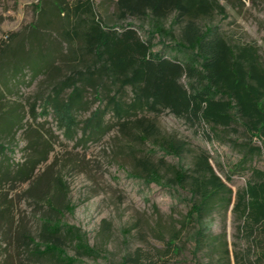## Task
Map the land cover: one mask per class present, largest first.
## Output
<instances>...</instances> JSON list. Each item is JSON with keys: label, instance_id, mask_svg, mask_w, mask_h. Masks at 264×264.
<instances>
[{"label": "trees", "instance_id": "16d2710c", "mask_svg": "<svg viewBox=\"0 0 264 264\" xmlns=\"http://www.w3.org/2000/svg\"><path fill=\"white\" fill-rule=\"evenodd\" d=\"M236 1L242 0H114L117 23L112 28L96 15L92 0H79L71 10L53 2V9L63 17L72 14L78 20L73 29L63 32L70 45V55L63 61L67 70L48 96L40 99L41 115L52 112L70 134L78 126L76 112L91 92L105 106L95 109L84 122L83 136L100 134L105 116L112 113L128 142L151 146L152 155L177 159L189 149L187 144L164 134L154 120L139 114L168 111L192 126L209 127L215 139H224L241 154L226 182L205 149L196 152L191 170L178 164L168 166L152 155L137 157L131 149L130 177L146 185L187 186L191 208L185 218L195 228L194 255L205 249L216 252L214 240L219 239L217 264H264V168L253 164L264 159V62L255 45L231 43L213 23L215 16H224L226 6ZM34 52L32 48L26 62ZM36 103L31 106L33 115ZM20 123L17 110L11 109L0 116V134L12 132ZM7 148L0 142L1 155ZM31 149V157L13 173L9 164L0 163V181L12 174L14 181L34 175L46 160V149ZM238 171H248V177L244 186L234 190L227 182ZM43 180L38 179L30 192L46 203L50 215L41 217L37 236L23 230L21 244L32 257L53 264H78V258L64 248L66 241L80 255L96 256L98 251L88 245L85 234L58 217L63 215L58 205L67 198L65 182L57 178V193L49 194L40 189ZM217 204L232 209L235 233L231 244L226 236L207 232V217ZM62 209L73 213L75 207L66 204ZM129 263L161 264L140 251Z\"/></svg>", "mask_w": 264, "mask_h": 264}, {"label": "rangeland", "instance_id": "374dc122", "mask_svg": "<svg viewBox=\"0 0 264 264\" xmlns=\"http://www.w3.org/2000/svg\"><path fill=\"white\" fill-rule=\"evenodd\" d=\"M78 1L0 0V116L16 109L21 119L12 132L0 134V142L8 147L5 155L0 154V163L9 164L13 173L31 157V146L38 151L46 149V160L40 162L30 179L14 181L12 174L0 181V264H53L32 257L21 244V232L37 236L41 217L51 212L35 192H30L40 178H44L41 191L49 194L57 193V178L65 182L67 198L58 205L63 214L58 217L80 229L88 245L98 251L96 256H83L66 241L64 248L69 256L78 258V264H130L129 259L138 251L161 264H217L219 239L214 240L216 252L205 249L194 255L195 228L185 218L191 208L187 186L146 185L130 177L131 149L141 157L152 155L151 146L128 142L112 113L105 116L100 134L83 136L84 122L105 103L100 105L88 92L75 115L78 126L70 134L52 112L41 115L40 99L48 96L67 70L63 61L70 55V45L63 32L73 29L78 20L72 14L68 19L63 17L53 9V2L71 10ZM91 4L107 26L116 25L114 0H92ZM213 23L231 43L255 45L264 62V0L228 4L225 15L215 16ZM32 48L36 52L26 62ZM34 103L36 115L31 112ZM142 116L154 120L164 134L189 148L181 159L157 153L152 155L155 161L163 159L168 166L178 164L191 170L194 155L205 149L215 171L226 182V175L241 159L236 148L222 138L215 139L207 126H192L168 111L140 113ZM253 164L264 168V159H256ZM166 176L171 178L172 174L167 171ZM247 177L248 171H238L227 184L236 190L244 186ZM66 204L75 207L73 213L63 211ZM231 210L217 204L207 217V232L226 236L229 244L235 233Z\"/></svg>", "mask_w": 264, "mask_h": 264}]
</instances>
